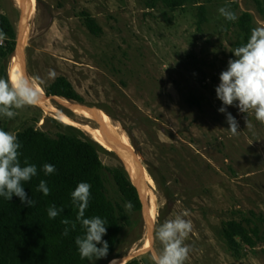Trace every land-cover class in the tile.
Returning <instances> with one entry per match:
<instances>
[{
	"label": "rangeland",
	"instance_id": "rangeland-1",
	"mask_svg": "<svg viewBox=\"0 0 264 264\" xmlns=\"http://www.w3.org/2000/svg\"><path fill=\"white\" fill-rule=\"evenodd\" d=\"M199 1L206 21L198 27L191 4L171 10L160 3L149 8V0H30L29 14L18 0H0V15L16 33L12 55L0 58V78L16 76L19 63L24 74L40 78L33 83L44 96L37 106L17 109L13 119L0 116V129L17 133L34 127L54 137L70 126L94 142L92 133L100 132L128 146L153 182L143 180L147 189L139 184L140 191L132 183L145 196L132 215L134 227L122 230L111 256L89 264L124 259L153 264L144 254L148 222L163 223L185 210L193 224L185 264H264V124L248 114L253 135L246 129L247 114L228 106L239 125L233 136L215 91L229 59L236 58L232 44L240 36L218 9L231 10L235 3L237 15L251 14L254 28L264 26V17L253 0ZM82 12L101 28L98 35L84 26ZM59 76L82 102L45 98L41 86ZM102 147L109 151L100 153L104 166L124 168L114 150ZM107 196L118 201L111 184ZM229 220L255 223L260 232L240 259L222 238Z\"/></svg>",
	"mask_w": 264,
	"mask_h": 264
},
{
	"label": "trees",
	"instance_id": "trees-1",
	"mask_svg": "<svg viewBox=\"0 0 264 264\" xmlns=\"http://www.w3.org/2000/svg\"><path fill=\"white\" fill-rule=\"evenodd\" d=\"M253 1L257 12L264 17V0ZM199 2V0H149L147 6L154 8L160 3L168 9L175 10L183 9L186 4L194 5L199 27L206 21V7ZM231 6V11L236 14V4L232 2ZM80 17L90 33L98 35L101 32L93 17L84 12ZM237 17L234 22L226 20L228 27L234 26L240 32L239 39L232 44L233 50L247 42L254 28L250 13L240 12ZM0 29L6 35V38L0 42V58L6 59L14 51L16 33L5 15H0ZM41 88L46 97L56 96L82 102L71 83L63 76L55 78L52 83ZM66 127L69 129L68 132H58L54 137L34 127H27L16 133L21 144L19 149L21 165L24 166V161L27 159L29 164L37 168V175L30 181L23 182L27 197L35 203L29 207L15 195L11 200L0 197V264H89L91 262L80 258L75 244L76 237L84 234V229L76 220L78 208L72 203L71 198V193L80 182L91 185V196L85 218L99 216L106 221L107 233L102 239L108 242L109 247L108 254L104 258L114 253L122 230L132 229L135 225L132 215L140 212L142 204L139 193L124 168L120 165L104 166L100 153L109 151L72 127ZM45 164L54 165L56 171L46 175L43 170ZM41 180H44L50 189V194L47 196L37 190ZM110 184L118 196L116 202L111 201L107 196ZM128 202L133 206L131 211L125 210V204ZM52 205L58 210L63 209L54 219H50L47 213ZM65 219L70 222L68 225L62 223ZM72 223L76 224L75 229L71 227ZM66 228L67 235L64 234ZM222 238L230 254L240 259L246 256L248 250L253 249L261 237L255 223L252 227H248L247 223L229 220L222 225ZM97 247L102 245L98 244ZM124 264L144 263L132 259Z\"/></svg>",
	"mask_w": 264,
	"mask_h": 264
},
{
	"label": "clouds",
	"instance_id": "clouds-1",
	"mask_svg": "<svg viewBox=\"0 0 264 264\" xmlns=\"http://www.w3.org/2000/svg\"><path fill=\"white\" fill-rule=\"evenodd\" d=\"M221 16L228 21H236L237 15L224 6L218 9ZM6 38L0 29V42ZM235 59H229L227 69L220 74V83L216 87L217 98L222 101L219 112L225 113L228 130L233 136L239 135V125L236 119L227 112L228 106L235 104L241 113H246V129L254 132V125L248 119V114H254L255 119L264 124V26L251 30V35L242 46L231 51ZM54 70H50L49 77H54ZM33 79L23 72L18 73L10 79L0 78V116L9 119L15 118L17 109L25 106H37L42 97L40 90L33 83ZM21 144L18 142L16 133L0 129V197L11 200L13 195L26 202L29 207L34 201L29 199L25 193L23 182L30 181L37 175V168L29 164L27 159L24 166L20 162ZM46 175L56 171L54 165L43 166ZM91 185L80 182L71 193L72 203L78 208L76 220L84 229L82 236H77L75 244L78 247L81 259L92 261L104 258L108 254V242L102 237L106 235V221L99 216L85 218V211L89 206L91 196ZM38 191L45 196L50 194V189L44 180H41ZM131 202L125 204V210L131 211ZM63 209H57L55 205L48 208L50 219L56 218ZM189 212L185 210L175 215L173 219H167L163 223L152 221L148 225V239L150 243L145 246V255H149L153 264H185L191 252V246L185 241L193 231L192 221L185 219ZM65 225L70 222L65 219ZM71 227L75 229L76 224ZM65 235L68 229H65ZM157 242L159 247H157ZM101 244L102 247H97Z\"/></svg>",
	"mask_w": 264,
	"mask_h": 264
},
{
	"label": "bare ground",
	"instance_id": "bare-ground-1",
	"mask_svg": "<svg viewBox=\"0 0 264 264\" xmlns=\"http://www.w3.org/2000/svg\"><path fill=\"white\" fill-rule=\"evenodd\" d=\"M18 1L20 2V5L23 7L25 12L28 11L27 13H29L30 9H32L30 0H18ZM20 57H21V55L19 54L17 57L18 62H20ZM14 67L17 68V74L23 71L21 66H19V63H18V65L16 64ZM40 94H41V97L43 99V97H44L43 94L41 92H40ZM45 98L47 99L46 96H45ZM92 138L96 142L101 144L102 146L108 147L112 151L114 150L119 155V156L118 155H116V156L120 159L121 163H123L124 168L126 169L128 174L130 173L129 176L131 177V181L139 189V191L141 190V187L139 184H141L143 188L147 189V186L145 185L146 183H144L143 180L146 181L150 186L153 185V182H152L150 176H148V173L137 162V160L135 159V157L133 156V154L131 152V149L128 146H125L124 144H122V142L119 139L112 138V137L104 135L100 132L92 133ZM140 197L144 199L145 196L142 194V196H140ZM148 225H149V222H148ZM124 260L115 261L113 263L110 261V263L111 264H124Z\"/></svg>",
	"mask_w": 264,
	"mask_h": 264
},
{
	"label": "water",
	"instance_id": "water-1",
	"mask_svg": "<svg viewBox=\"0 0 264 264\" xmlns=\"http://www.w3.org/2000/svg\"><path fill=\"white\" fill-rule=\"evenodd\" d=\"M54 97H56V96H54ZM138 156L142 159V157H141V155L140 154H138Z\"/></svg>",
	"mask_w": 264,
	"mask_h": 264
}]
</instances>
